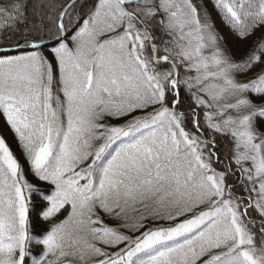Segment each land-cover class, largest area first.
I'll return each instance as SVG.
<instances>
[{
	"label": "snow or ice",
	"instance_id": "obj_1",
	"mask_svg": "<svg viewBox=\"0 0 264 264\" xmlns=\"http://www.w3.org/2000/svg\"><path fill=\"white\" fill-rule=\"evenodd\" d=\"M0 264H264V0H0Z\"/></svg>",
	"mask_w": 264,
	"mask_h": 264
}]
</instances>
